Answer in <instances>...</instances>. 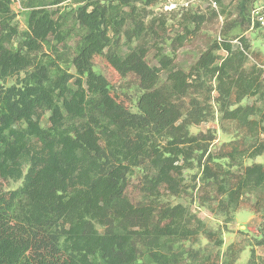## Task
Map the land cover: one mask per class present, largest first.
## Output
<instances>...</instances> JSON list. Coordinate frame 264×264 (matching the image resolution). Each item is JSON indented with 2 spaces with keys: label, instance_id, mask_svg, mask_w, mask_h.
Masks as SVG:
<instances>
[{
  "label": "trees",
  "instance_id": "trees-1",
  "mask_svg": "<svg viewBox=\"0 0 264 264\" xmlns=\"http://www.w3.org/2000/svg\"><path fill=\"white\" fill-rule=\"evenodd\" d=\"M64 1L53 0L51 5ZM9 5L10 0H0V81L30 66L35 70L29 74L32 83L22 89L0 86V179L20 177L26 165L19 189L0 188V264H178L169 252L172 244L200 234L210 239L213 233L180 204L157 207L151 198L132 204L125 195L129 176L147 160L154 172L147 179L150 190L157 193L166 185L171 195L177 194L174 176L183 168L177 162L188 163L201 146L188 134V126L204 121L196 99L183 114V99L194 82L201 88L205 77L215 81L221 120L233 123L242 136L227 143L220 155L235 160L264 153V143L255 144L254 119L258 114L264 121V107L240 105L244 98L264 100V69L254 63L247 70L248 56L231 45L238 38L232 32L245 18L226 22L220 41L214 40L185 72L175 67L174 48L172 55L155 48L158 66L150 65L154 48L144 43L148 28L135 13L87 0L74 12L82 30L71 60L75 74L60 69L52 74L46 65L35 64L34 55L50 36L61 38L59 16L42 5L28 6L27 30L17 48L10 49L7 44L17 30L10 23ZM127 20L132 28L125 26ZM203 21V16H193L195 27L177 35L171 46H182ZM240 42L248 52L246 40L241 37ZM251 55L261 64L259 52ZM98 57L120 78L138 79L142 92L136 112L96 69ZM41 109L50 112L46 126L37 114ZM163 132L170 139L160 146L152 135ZM219 188L224 196L219 206L226 211L238 210L254 197L250 210L261 216L264 236V162L245 167L233 183ZM144 248L147 259L141 258Z\"/></svg>",
  "mask_w": 264,
  "mask_h": 264
},
{
  "label": "rangeland",
  "instance_id": "rangeland-1",
  "mask_svg": "<svg viewBox=\"0 0 264 264\" xmlns=\"http://www.w3.org/2000/svg\"><path fill=\"white\" fill-rule=\"evenodd\" d=\"M52 1L10 0V23L16 28L17 35L11 39L7 47L16 49L18 43L23 39L27 30L26 19L30 10L28 6L39 7L42 5L45 9L55 12V17L59 16L61 38L59 41L56 37L50 36L40 52L35 53V64L46 65L52 74L60 69L74 75L75 70L71 65V60L82 34V30L76 23L74 12L77 8L85 5L87 0H66L59 5H51ZM103 1L105 5H119L123 8V13H135L144 27L148 28V35L144 37V43H147L149 48H154L148 56L151 66H158L154 56L155 48L160 47L163 52L169 55H172L174 48L175 67L188 72L200 53L220 36L226 22L233 20L240 22L242 17L245 18V21L232 32L238 38L232 40L231 45L234 48L237 47L235 41L240 42L241 37L246 40L249 45L247 53L250 56L245 64L247 70L256 63L252 53L259 52L262 56L264 55L263 37L256 31H251L247 23L253 0H219L220 3H216V8L208 0ZM125 1H127V6H125ZM240 7L243 9H239ZM195 15H201L204 18L195 35L187 39L182 46L172 47L173 40L177 35H183L186 29L191 30L195 27L196 24L192 22V17ZM125 26L127 29L132 28V22L127 20ZM135 44L136 41L131 45L135 46ZM217 54L221 57L225 55L223 51H218ZM94 62L96 69L111 83L113 92L130 107L132 112H136V101L142 92L138 79L134 75L120 78L107 68L99 57L95 58ZM34 70V66L20 70L1 80L0 86L3 89L10 87L22 89L24 85L32 83L29 80V74ZM165 77V73H163L161 80L164 81ZM262 81L264 82V74ZM203 83L201 88H197V83L195 85L194 82L193 91L183 99L185 106L183 114L185 115L189 110L191 99H196L204 113V121L188 126V134L196 136L201 141V146L192 153L188 163H184L182 159L178 160L177 164L183 168L179 175L174 176L178 185L177 194L171 195L166 185L159 186L157 193L150 190L147 179L154 172L148 166V161L144 160L140 162L139 166L132 169L125 195L132 204L144 203L150 198L157 207L180 204L189 214L194 215L203 223V228L206 231L213 233L210 239L204 234H200L195 240L188 239L172 244L169 252L178 259V264H264V236L260 230L261 216L252 212L249 206L254 202V197L249 196L235 211H226L219 206L220 201L224 200V196L220 195L219 186L233 183L238 175L242 174L245 167L253 163H263L264 153L255 158L241 156L235 160L220 155L227 143L242 136L233 123L221 120L215 81L205 77ZM68 85L73 88L72 81ZM240 105L253 106L255 109L263 108L264 100L256 97L244 98ZM37 114L40 117V124L46 126L50 112L41 109L37 111ZM254 119L258 122L255 131V144L264 143V132L261 128L264 126V121H259L258 114L254 116ZM169 135V133L163 132L153 134L152 137L158 145L164 146L170 139ZM205 166L209 168L208 172ZM22 170L20 177L0 179L1 190L19 189L26 174V165ZM218 240L221 241V244L217 243ZM146 249H142V259L149 258Z\"/></svg>",
  "mask_w": 264,
  "mask_h": 264
},
{
  "label": "built area",
  "instance_id": "built-area-1",
  "mask_svg": "<svg viewBox=\"0 0 264 264\" xmlns=\"http://www.w3.org/2000/svg\"><path fill=\"white\" fill-rule=\"evenodd\" d=\"M210 4L216 8V2L214 0H208ZM249 29L251 31H256L258 34H260L264 39V0H255L253 4L250 7L249 10ZM217 40L220 41V36L217 37ZM232 42V41H231ZM235 43L238 45L237 47L245 53L248 57V53L244 50L241 42L235 41ZM263 60L261 64H257V66L261 69H264V55L262 56Z\"/></svg>",
  "mask_w": 264,
  "mask_h": 264
}]
</instances>
